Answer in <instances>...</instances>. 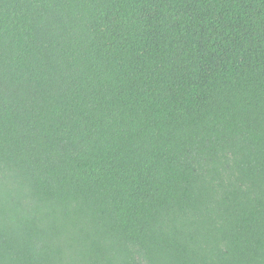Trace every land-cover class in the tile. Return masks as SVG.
Returning a JSON list of instances; mask_svg holds the SVG:
<instances>
[{"label": "trees", "instance_id": "1", "mask_svg": "<svg viewBox=\"0 0 264 264\" xmlns=\"http://www.w3.org/2000/svg\"><path fill=\"white\" fill-rule=\"evenodd\" d=\"M0 264H264V0H0Z\"/></svg>", "mask_w": 264, "mask_h": 264}]
</instances>
